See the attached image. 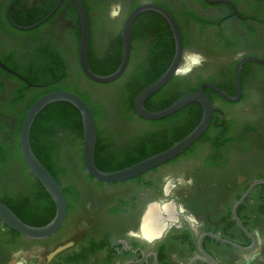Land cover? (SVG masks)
<instances>
[{"label":"flooded vegetation","instance_id":"flooded-vegetation-1","mask_svg":"<svg viewBox=\"0 0 264 264\" xmlns=\"http://www.w3.org/2000/svg\"><path fill=\"white\" fill-rule=\"evenodd\" d=\"M56 1L0 0V126L10 128L19 111L38 96L74 92L96 119L101 149V165H96L102 170L155 156L183 140L187 125L201 123L200 102L159 120L139 115L137 97L132 104L130 93L135 91L129 90L130 84L152 79L169 63L165 39L172 28L163 15L146 11L135 19L127 71L119 80L101 84L83 69L82 20L72 0H63L38 27L19 28L29 27L21 22L32 15L37 23L44 20ZM81 1L90 26L89 67L97 75L121 54L123 59V30L136 8L153 3L170 11L185 54L193 51L197 56L190 67L184 58L181 71L145 108L162 111L173 96L198 92L202 86L214 106L212 120L204 135L174 159L114 184L88 172L83 145L76 158L56 134L49 136L56 147L53 176L66 196V220L56 233L41 239L0 221V264H211L209 257L219 264H264V63H243L241 96L237 76L247 57L264 60V0ZM207 83L238 100L227 99ZM44 125L54 133L59 127L55 121ZM3 166L0 200L31 226L52 222L57 205L30 169L12 178ZM253 186L237 209L252 238L238 224L235 206ZM153 211L158 230L147 236L144 223Z\"/></svg>","mask_w":264,"mask_h":264},{"label":"water","instance_id":"water-1","mask_svg":"<svg viewBox=\"0 0 264 264\" xmlns=\"http://www.w3.org/2000/svg\"><path fill=\"white\" fill-rule=\"evenodd\" d=\"M72 1L77 6L82 20V38L80 54L83 69L93 81L101 84L115 82L119 80L127 71L131 59L132 34L135 19L140 14L146 11H155L163 15L170 23L172 31L174 33L176 42V54L167 72L137 96L135 101L136 110L139 115H141L145 119L159 120L175 114L176 112L180 111L181 109L187 107L192 103L200 102L204 107V116L201 123L188 136H186L183 140L176 143L169 149L127 168L113 172H105L100 170L96 165L95 157L98 142V128L96 119L88 103L78 94L70 91H54L41 96L38 100L33 103V105L27 111V114L23 120L20 132V144L22 155L28 168L33 173V175L40 181V183L45 187V189L49 192V194L55 201L57 205V214L54 220L46 226H31L25 223L11 208H9L3 201L0 200V221L8 227L12 228L13 230L17 231L18 233L34 239L46 238L56 233L64 224L67 215V201L62 186L59 184L53 174L41 162V160L36 156L31 144V132L34 122L38 115L46 107L58 102H67L74 105L80 111L83 119V153L87 170L96 180L111 184L121 183L127 180L137 178L140 175L174 159L176 156L186 151L204 135V133L210 126L214 112V106L212 104V101L208 96H206L202 92V86L200 87L198 92L189 93L183 96L171 106L162 111L151 112L145 108V102L156 92L161 90L173 78L174 75L178 74L181 71V69L183 68V59L186 58L182 33L175 17L170 11L153 3H145L136 8L129 16L123 30V59L120 67L113 74L107 76H100L93 73L89 67L90 26L86 8L81 0ZM62 2L63 0H60L58 5L52 11V13L47 16L44 20L36 23L33 26L19 28L22 30H31L38 27L40 24L45 22L54 12H56ZM219 2L220 1H216L215 3ZM10 14L11 13L9 12V16L11 17ZM247 60H255L264 63L263 59L257 57H247L246 59L240 62L237 68L238 85L240 90L239 96H241V68L243 63ZM190 63V60L186 62V66L190 67ZM0 65L4 66L1 61ZM205 85L214 87L217 91L221 92L220 94H222L229 100H238L239 98H231L230 96H228L227 94H225L220 89L210 83H207ZM253 188L254 186L244 195V197L235 206V218L238 224L251 237L252 235L249 233L247 228L244 226V224L238 217L237 209L249 196ZM210 236L224 243L230 244L231 246L236 247L238 249H249L244 248L234 242L225 240L218 235L210 234ZM209 258L211 260V264H219L218 261L214 258Z\"/></svg>","mask_w":264,"mask_h":264},{"label":"trees","instance_id":"trees-1","mask_svg":"<svg viewBox=\"0 0 264 264\" xmlns=\"http://www.w3.org/2000/svg\"><path fill=\"white\" fill-rule=\"evenodd\" d=\"M57 1L53 3V8L57 5ZM52 8V9H53ZM51 11V10H50ZM49 13V12H47ZM43 17V16H42ZM34 16L30 17L27 22H21L23 26H31L37 23L39 20H34ZM40 19V18H39ZM165 39V44L167 48V52L169 51V63L168 65L164 68L163 71L159 73H155L154 77L152 79L147 80L146 78H141L140 80H136L133 83L130 84V91H135V93H130L131 99H132V104L134 103L135 98L137 95L140 94L143 89L151 85L155 80L158 79V77L162 76L167 69L170 66V63L172 62L174 56H175V40L173 36V32L170 30L168 31V34ZM122 62V54L120 57L115 58L112 63L109 64L108 70L104 71L102 70L99 72L100 76H107L110 74H113L118 70ZM145 79V80H144ZM187 93H179L177 96H173V99L171 101L167 102L162 109H166L169 106H171L175 101L186 95ZM42 96V95H41ZM41 96L36 97L33 101L27 103L26 107L24 108L22 114L18 117L19 119V126L18 130L16 132L15 137L11 136L12 138L8 141H5V144H2L0 142V162L4 165L3 167L5 168L6 171L15 169L16 165H18V162L20 163L21 167L18 169L20 171L23 170V172H26L28 169L24 158L21 153V144H20V132H21V127L23 120L27 114V111L30 109V107L33 105V103L38 100ZM45 121L49 122H58L60 125L67 126V129L74 135L75 138L72 136L70 137V143L71 139H74L75 142L77 140L80 141L81 147L83 145V136H84V128H83V119L80 111L72 104L67 103V102H58L54 103L52 105H49L46 107L36 118L32 132H31V144L34 153L36 156L41 160V162L46 166V168L53 174V169H52V161L55 159L53 155V149H56V147L53 148L52 144L48 141L49 136L55 134L54 131L45 125L43 126V122ZM199 122L193 123L191 125H187L185 127L186 129V135L188 136L197 126ZM1 128V126H0ZM184 137H181V139H184ZM181 141V140H180ZM73 143V142H72ZM6 146H7V151H6ZM5 150V151H4ZM10 150V152H8ZM97 153H96V161L99 165H101L100 161V152L101 149H99V146L97 148ZM82 154V150H81ZM145 156L140 157V159H143ZM138 161L142 160H135V161H130L129 163H122L120 166L116 168H111L107 169L106 166L104 168L102 167V171L105 172H113V171H118L124 168H127L129 166H132Z\"/></svg>","mask_w":264,"mask_h":264},{"label":"rangeland","instance_id":"rangeland-1","mask_svg":"<svg viewBox=\"0 0 264 264\" xmlns=\"http://www.w3.org/2000/svg\"><path fill=\"white\" fill-rule=\"evenodd\" d=\"M196 56H197L196 52L189 51L186 54V62H188L189 60H191L192 57H196ZM26 105L16 115L15 119L12 121V125L10 126V128L7 127V126H6L7 128H5L4 126H1V128H0V140H6V141H8V140H10L12 138L11 136H14L15 137L16 132L18 130V126H19V119H18V117L22 114V112H23L24 108L26 107ZM55 134H56V137H59L60 143L63 145V148H66L67 150H69V154L73 155L76 158H78V157L81 156V150H82L81 143H80L79 140H77L75 142L74 139H71V143H70V137L72 136L73 138H75V134L73 135L67 129V126L60 125L59 124V127L56 130ZM15 167L16 168L15 169H12V170L6 171L5 168H4V170H5V172L10 173V175L12 176V178H14V177L16 178L19 174L23 173V170L20 171L18 169V167L19 168L21 167V165H20L19 162H18V165H16Z\"/></svg>","mask_w":264,"mask_h":264},{"label":"bare ground","instance_id":"bare-ground-1","mask_svg":"<svg viewBox=\"0 0 264 264\" xmlns=\"http://www.w3.org/2000/svg\"><path fill=\"white\" fill-rule=\"evenodd\" d=\"M156 216L154 211L151 212V215L148 216V218L146 219L145 223H144V234L147 236H151V235H155L157 234V226H156Z\"/></svg>","mask_w":264,"mask_h":264}]
</instances>
